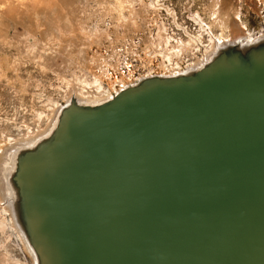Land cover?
<instances>
[{
  "label": "water",
  "instance_id": "obj_1",
  "mask_svg": "<svg viewBox=\"0 0 264 264\" xmlns=\"http://www.w3.org/2000/svg\"><path fill=\"white\" fill-rule=\"evenodd\" d=\"M10 161L36 264H264V38L73 98Z\"/></svg>",
  "mask_w": 264,
  "mask_h": 264
},
{
  "label": "rangeland",
  "instance_id": "obj_2",
  "mask_svg": "<svg viewBox=\"0 0 264 264\" xmlns=\"http://www.w3.org/2000/svg\"><path fill=\"white\" fill-rule=\"evenodd\" d=\"M219 36L264 38V0H0V264H36L13 214L12 151L48 134L73 98L96 104L202 67Z\"/></svg>",
  "mask_w": 264,
  "mask_h": 264
},
{
  "label": "bare ground",
  "instance_id": "obj_3",
  "mask_svg": "<svg viewBox=\"0 0 264 264\" xmlns=\"http://www.w3.org/2000/svg\"><path fill=\"white\" fill-rule=\"evenodd\" d=\"M194 38V37H193ZM197 40V39H196ZM218 42H219V48H217L215 51V54H218L221 50L222 47H224L225 45L222 42V39L220 38V36L218 37ZM176 53V52H175ZM174 57V56H173Z\"/></svg>",
  "mask_w": 264,
  "mask_h": 264
},
{
  "label": "built area",
  "instance_id": "obj_4",
  "mask_svg": "<svg viewBox=\"0 0 264 264\" xmlns=\"http://www.w3.org/2000/svg\"><path fill=\"white\" fill-rule=\"evenodd\" d=\"M179 68H181V66H180V67H176L175 69H179ZM167 71H169L168 73H171V72H170L171 70H167ZM179 72H180V71H176V70H175L174 73H171V74H175V73H179Z\"/></svg>",
  "mask_w": 264,
  "mask_h": 264
}]
</instances>
